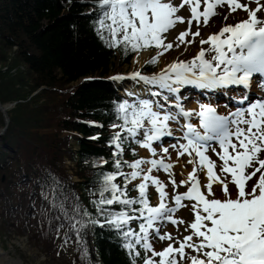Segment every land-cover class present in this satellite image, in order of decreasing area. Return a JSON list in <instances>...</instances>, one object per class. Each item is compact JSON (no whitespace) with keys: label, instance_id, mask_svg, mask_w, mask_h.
Listing matches in <instances>:
<instances>
[{"label":"snow or ice","instance_id":"snow-or-ice-1","mask_svg":"<svg viewBox=\"0 0 264 264\" xmlns=\"http://www.w3.org/2000/svg\"><path fill=\"white\" fill-rule=\"evenodd\" d=\"M95 3L100 39L110 48L121 47L125 55L129 52L139 55L155 48L156 54L146 62L151 65H156L161 56L173 49L172 42H165V34L177 24L188 25L175 38V46L184 45L186 51L201 36V24L207 27L212 17H222L220 30L213 31L207 39L201 37L200 50L191 59H177L153 76L139 71L131 74L130 79L160 90L149 89L153 97L160 96L162 91L175 96L184 86L246 90L252 86L254 76L264 79V0H181L179 5L173 0H95ZM186 5L190 6L187 20L177 15ZM225 6L226 13L216 11ZM238 11L245 13L246 18L228 23L232 13ZM194 22L197 30L192 32ZM189 36L191 39H187ZM164 100L168 97L164 96ZM245 101H248L245 107L228 115H219L215 107L204 103L195 113L185 111L179 96L171 105L178 109L176 114L158 102L154 109L153 101L148 99H139L137 103L125 100L116 106L117 118L122 123L112 125L121 130L110 141L115 148L112 153L116 157L115 171L99 174L98 189L93 194L98 198L92 203L105 217L104 223L122 234L126 241L124 248L133 257L132 264L141 256L137 246L144 252L143 264H185V261L187 264H264V99L252 101L244 92L237 102L244 105ZM193 115L198 118V124L186 122L179 128L180 139L185 143L172 145L177 159L190 157L188 163L193 169L186 179L177 183L172 172L175 165L164 158H139L133 162L123 159L127 141L156 157L154 143L172 136L169 122L177 121L178 116L188 121ZM129 149L136 155L130 145ZM210 150L219 163L207 155ZM162 152L167 156L169 148L162 147ZM125 167L131 171L125 172ZM154 171H163L170 177L171 206L166 184L152 175ZM198 172L204 173L203 184ZM119 178L122 186L116 183ZM137 180L140 183L132 190L138 195L130 197L128 186ZM214 185L219 186L220 195ZM150 187L158 194L157 206H150ZM180 187L187 190L180 193ZM184 201L192 202L194 219L184 229L189 234L180 239L171 233H161L165 224L177 229L185 224L183 219L176 218L181 208L189 207ZM114 204L124 210L110 211ZM52 206L63 209V202L54 200ZM85 215L89 213L86 211ZM133 221H140L139 231L130 226ZM92 223L100 224L99 220ZM153 238L170 243L156 251Z\"/></svg>","mask_w":264,"mask_h":264},{"label":"trees","instance_id":"trees-1","mask_svg":"<svg viewBox=\"0 0 264 264\" xmlns=\"http://www.w3.org/2000/svg\"><path fill=\"white\" fill-rule=\"evenodd\" d=\"M97 28L95 0H0V62L7 65L0 72V102H15L6 110L9 121L1 137L11 150L8 164L0 160L8 166L1 193L27 223L34 220L29 227L36 237L52 241L54 250H72L69 264H132L122 234L104 223L92 201L98 198L93 194L99 174L115 171L110 141L121 130L112 125L122 123L116 106L125 100L136 103L119 95L114 82L104 78L112 68L130 63L135 54L108 47ZM19 64L25 75L18 68L10 72ZM154 68L147 63L144 72ZM27 81L29 89L24 90ZM41 111L47 114L43 120ZM23 123L35 128L29 137ZM138 146L125 142L123 159H138ZM116 183L122 186V178ZM136 184L128 186L130 197L138 195L132 190ZM7 188L15 189L14 194ZM54 200L63 202V209L53 208ZM109 210L124 209L114 204ZM139 223L130 226L139 231ZM137 250L141 256L136 264H143L144 252L139 246Z\"/></svg>","mask_w":264,"mask_h":264},{"label":"rangeland","instance_id":"rangeland-1","mask_svg":"<svg viewBox=\"0 0 264 264\" xmlns=\"http://www.w3.org/2000/svg\"><path fill=\"white\" fill-rule=\"evenodd\" d=\"M174 4L179 5L181 0H173ZM222 9H226L227 7H223ZM178 16L184 17L185 20H187L190 17V6H185L183 9H181L178 13ZM209 24H211L209 22ZM188 27L187 23H180V25H176L174 29L170 30L168 33H166V43L167 42H172L174 44L173 47V51L180 49L182 50L185 46L181 45L180 47H176V40L175 38L177 37V35L186 30ZM204 26L203 24H201L200 27V33L204 30ZM196 29V24L195 22L193 23L192 26V32H195ZM191 38V36H189ZM198 37H196L195 42L197 41ZM194 42V43H195ZM169 50L165 53V55H168L169 57H171L173 55V51ZM156 49H152V50H147V51H142L143 53H147L148 56L141 62L139 68L137 71H139L142 75L145 76H153L155 74H158V70H159V65L161 63V58H163L165 55L161 56L159 59V62L155 65V68L150 71V72H144V67L147 64L146 62L156 54ZM142 52H140L139 54H141ZM136 54V53H134ZM133 54V55H134ZM137 55V54H136ZM130 61V60H129ZM10 64V62L8 63ZM115 66V61H114V65ZM20 69L21 74H23L26 69L24 67V65H18V66H13L12 67V71H10L12 74H14L16 72V69ZM131 65L128 62V64L122 65L121 67H119L118 69H113L107 74L109 80H114V88L116 90V92L118 94H123V93H135L133 92V90L130 89L131 86H134V84H138L140 85L143 90H141L140 93H135L134 96H131V101H135L136 103L138 102L139 99H148L150 101H153L154 103V109H156V104L157 102L159 104H164L165 107L167 108V110L169 112H172L173 114H176L178 109H176L175 107H172L171 105H174L176 103V96H179V101L180 104L182 105V107L184 108L185 111H190L192 112V106H193V101L195 103L198 102H206L205 100H210L212 102V104H217L218 105V110L219 112H227L230 113L233 111V109H231V107L234 106L235 102H230V104H228L227 106H225L222 101H217L214 99L213 96H211L210 92L207 90H201L200 91L193 86H184L183 88H181V91L179 93H177V95H172L167 93L166 91H162L160 96L157 97H153L150 95L149 89L151 91H160L158 88L149 86V85H145L142 81H137V80H132L129 77L131 76L130 72L131 71ZM7 70V65L0 62V72H5ZM25 75V73H24ZM117 76H122L125 77V79H113L114 77ZM83 78V77H82ZM93 79V78H92ZM133 84V85H132ZM18 84H15V86H17ZM29 82H26V85L23 86L24 90L29 89ZM43 88V86H42ZM251 88H255L254 85L251 86ZM41 88L38 87L36 89H34L33 91H31L29 93V96H33L35 95V93H37ZM190 89V90H189ZM195 90V91H193ZM224 94L225 95H230L232 99L235 100H239V98L241 97V90L240 89H224ZM193 91V92H190ZM200 92L204 93L205 97L202 96L200 94ZM164 96L168 97V100L165 101L164 100ZM194 96V97H193ZM198 97V98H197ZM41 102V101H40ZM208 102V103H211ZM6 103H11L10 101H6V102H0V104H6ZM15 103V102H14ZM14 103H12L9 107L6 108V110L8 108H11ZM223 105H222V104ZM248 101H245L244 105L238 104L237 108H241V107H245L247 105ZM230 106V107H229ZM230 109V110H229ZM5 110V111H6ZM232 110V111H231ZM230 111V112H229ZM46 112H42L40 113V116L42 118V120L46 117L47 114H45ZM6 115L8 116V113L6 111ZM38 115V113H37ZM18 116H20L18 114ZM191 121H193L194 123L196 121L193 120V117L190 118ZM8 121H9V117H8ZM183 121L185 122L184 118L182 119V116H178L177 121H170L169 122V127L172 131V135L174 137H176V134H179V131H177V129L180 128V126L182 125ZM189 121V120H188ZM186 121V122H188ZM189 121V122H191ZM3 126V117L2 114L0 112V127ZM8 126V122L5 125L4 130L2 131V133H0V160H2L4 162V164H8L10 162L9 160V154H11V150L5 146V142L4 140H2V136L5 133L6 129ZM28 124L27 123H23L21 125V128L23 129L24 135H26L27 137H29L28 133L30 135H32L31 133L33 132V129L35 130V128L33 127H27ZM11 135L14 136V133L11 132ZM21 136V134H19ZM177 142L179 143H183V140L180 139V137L174 138V139H165L163 138L160 142L154 143L153 147L156 148L157 151V156L156 157H152L151 154L143 148H140L139 146L137 147V153H138V159L139 158H144V159H160V158H164L165 161L167 163H173L175 166L172 169V172L174 174V179L177 181V183H179L181 181V178L178 177L179 175H177V169L179 167L178 165V161L177 158L175 157L177 152L176 150L172 147L173 144H176ZM157 144L162 145V147H168L169 148V153L167 156H165L162 152V147H158ZM208 156H210V158L213 161H216L217 163H219L218 157L216 155H212L211 150L207 153ZM184 157H180L179 159H183ZM176 159V160H175ZM2 161H0V245L3 247V249L5 251L8 252L9 256L11 258H19L21 259V261H23L24 263L27 264H69L68 260L71 259V255H72V250L70 248H65V247H61L59 249H52L50 247V245L52 246V241H50V244L48 242L42 241L40 238L36 237L34 235V233L30 230L29 226H32L34 224V220L32 219L29 223H27L25 221V218L20 217V213L21 212H17L16 210H12L11 208H9L10 204L6 203L7 198L4 196L3 193H1L4 184H5V173L4 171L8 168V166H4L3 167V163ZM185 162V160H184ZM64 163L66 165H71V162L69 160H64ZM147 167V166H145ZM187 170L191 171V169L189 168V165L185 166ZM153 176L159 178L163 183L166 184V191L170 194L169 195V206H171V195L173 193V188L172 185L169 183L170 177L164 173L163 171H159V172H153L152 173ZM200 178V177H199ZM73 179H75V177H73ZM201 180V178H200ZM133 183H140L139 180L134 181ZM7 190H9V194H14L15 189L13 188H7ZM178 191L180 193H184L186 191V187H180L178 189ZM216 192L217 195H220L219 193V186L217 185L216 188ZM148 193L150 195V201H151V206H154L152 204V199L155 198V196L158 197V194L155 190L154 187H150L148 189ZM9 198H13L11 195H8ZM8 201V200H7ZM183 203L185 204H189V207H187L186 209L188 210V212H183L184 208H181L177 213H176V218L179 219H183L185 221V224L180 225L179 228L177 229L176 227H174L171 224H165L164 226H161V233H171L174 237H178L180 239L183 238L184 235H188V232H185L184 229L187 226V224L189 222H191L194 219V216L191 212V208H190V204L192 202L189 201H184ZM11 207V206H10ZM20 218H22L20 220ZM155 234H153L154 237ZM55 243V242H53ZM152 243L154 245V248L156 251H160L162 250L164 247H166L168 245V243H170V241H159L157 238H153L152 239ZM176 247H178L179 245H175ZM188 251V250H186ZM150 255V254H149ZM185 264H187V261H185Z\"/></svg>","mask_w":264,"mask_h":264},{"label":"bare ground","instance_id":"bare-ground-1","mask_svg":"<svg viewBox=\"0 0 264 264\" xmlns=\"http://www.w3.org/2000/svg\"><path fill=\"white\" fill-rule=\"evenodd\" d=\"M254 7V5H253ZM203 10V8H201ZM200 9V10H201ZM201 10V11H202ZM216 11L220 12L221 14H224L227 12L226 9H222V8H218ZM221 16H214L212 17V19L209 21L211 24H209L207 27L204 28V30L201 32V36L198 37L197 41L195 43H192L190 46L187 47V50L185 51V47L180 50V49H177V50H172L173 51V55L171 57H169L168 55H165L163 58H161V63L159 65V70H158V73L161 72L164 68H166L170 63L176 61L177 59L179 60H188V59H191L192 57H194L200 50V39L201 37H203L204 39H207V37L209 35L212 34L213 31H219L220 28H221ZM243 18H246V14L243 13L242 11H238L236 13H232V15L229 17V20L227 21L228 23H234L240 19H243ZM180 25V23L178 24ZM187 39H191L190 37H188ZM204 48H207L208 45H203ZM148 56L147 53H141L139 55H134L130 61V65H131V71L130 74L134 73V72H137L141 62ZM207 58V57H206ZM133 85V84H132ZM134 86H131L130 89L133 90V92L135 93H140L141 90H143V88L140 86V85H136L134 84ZM256 91H257V85H256ZM200 91V89H198ZM195 91V90H193ZM210 92V91H209ZM202 92H200L201 94ZM242 94V93H241ZM177 95V94H176ZM194 97V96H193ZM198 98V97H197ZM193 103V106H192V112L195 113L197 111H199V105L201 104L200 102L198 103H195L194 101L192 102ZM202 103H207V102H202ZM222 104V103H221ZM212 107H217V105L215 104H212ZM223 105V104H222ZM230 107V106H229ZM219 108V107H218ZM230 110V109H229ZM232 111V110H231ZM218 113H222V112H219L217 111ZM230 112V111H229ZM223 114V113H222ZM195 115H193V120L196 121L194 119ZM192 118V117H191ZM183 119V117H182ZM185 120V119H184ZM191 121V120H189ZM186 122V121H185ZM183 121L182 125L185 123ZM191 123H193L194 125L195 124H198V118H197V121L194 123L193 121H191ZM177 131H179V129H177ZM176 137H181L182 136V132L179 131V134H176L175 135ZM183 143H185V141H183ZM217 150L219 151V149L217 148ZM212 155H215L212 153ZM177 158V154L175 156ZM184 158L183 159H175L176 161H178V169H177V175H179L178 177L181 178V180H184L186 179L187 175L192 171L193 169V165L192 164H189L188 163V160H189V156L188 155H185L183 156ZM210 157V156H209ZM185 160V162H184ZM186 165H189V168L191 169V171L187 170L186 169ZM198 177L201 178V183L203 184L205 182V178H204V173H201V172H198L197 173ZM216 188H217V185H214V190L216 191ZM230 188H231V185H230ZM187 190V189H186ZM159 203V199L157 196H155L154 199H152V204L154 206H157ZM183 212H188V210L186 208H184V211ZM0 264H27V263H24L23 261H21V259L19 258H11L8 254L7 251H5L3 249V247L0 245Z\"/></svg>","mask_w":264,"mask_h":264},{"label":"water","instance_id":"water-1","mask_svg":"<svg viewBox=\"0 0 264 264\" xmlns=\"http://www.w3.org/2000/svg\"><path fill=\"white\" fill-rule=\"evenodd\" d=\"M93 79H99V77H92ZM104 79L108 80V76H106ZM120 95V94H119ZM121 96L128 98L129 100H131V96L128 93H123L121 94ZM12 103H6V104H0V112L2 114L3 117V126L0 127V133H2V131L5 128L6 123L8 122V116L6 115V108L9 107Z\"/></svg>","mask_w":264,"mask_h":264}]
</instances>
